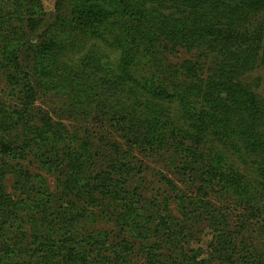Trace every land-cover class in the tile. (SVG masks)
<instances>
[{
	"label": "trees",
	"instance_id": "trees-1",
	"mask_svg": "<svg viewBox=\"0 0 264 264\" xmlns=\"http://www.w3.org/2000/svg\"><path fill=\"white\" fill-rule=\"evenodd\" d=\"M2 1L8 3L11 12L0 9V64L9 69L7 80L15 104L0 101V264H108V253L124 263L125 250L133 251L128 241L113 246L107 232L86 229L81 221L87 208L99 203L118 213L117 223L131 234L153 220V213L146 215L150 211L138 189H126L132 164L117 157L97 168L94 154L85 158L70 142L67 144L68 131L63 123L37 119L34 107L41 77L49 82L57 70H66L63 81L75 104L82 98L89 102L95 96L102 97L99 89L117 98L123 85L137 84L136 92L130 93L137 99L141 97L146 108L151 107L152 119L149 113L137 111L135 105L117 112L121 118L116 124L127 142L143 149L167 148L184 155L192 149L181 140L173 144L176 128L171 130L152 100L173 96L156 86L154 79L146 84L136 81L130 70L141 57L156 54V44L164 42L188 50L208 47L220 53L222 63L212 66L206 77L199 73L197 63H183V71L191 77L176 85L183 117L198 134L211 133L220 143L238 146L245 154L260 158L264 175V106L252 88L237 78L257 58L264 65V23L259 21L264 16V0H57L54 21L35 43L25 38L40 30L45 21L42 2ZM91 39L119 51V62L96 67L94 58L84 56L77 68H63L62 58L81 49L83 53ZM27 45L35 55L31 70L21 59ZM94 69L101 72L96 79L92 76ZM3 153L21 160L31 156L43 169L58 175L63 179L64 197L56 200L41 176L19 165L14 171V185L20 195L18 199L8 196L3 181L13 166L5 162ZM199 156L205 161L202 154ZM208 170L216 173L213 166ZM202 182L199 196L207 195L206 189L212 186L210 181ZM179 199L184 203L183 198ZM191 203L194 209L190 213L203 211L205 218H200L208 221L214 232L210 256L199 258L196 250L191 255L183 253L181 239H185L183 234L189 228L176 225L165 201L163 212L155 211L154 219L166 241L161 239L144 249L146 264H165L164 248L179 253L177 264H262L254 251L239 255L233 232L227 226L222 228L209 203L200 198ZM27 228L33 239L28 245L23 242V238H29Z\"/></svg>",
	"mask_w": 264,
	"mask_h": 264
},
{
	"label": "rangeland",
	"instance_id": "rangeland-1",
	"mask_svg": "<svg viewBox=\"0 0 264 264\" xmlns=\"http://www.w3.org/2000/svg\"><path fill=\"white\" fill-rule=\"evenodd\" d=\"M40 1L43 4L45 21L40 30L28 34L25 38L32 43L39 41V36L54 21L56 14L57 0ZM0 9L4 13L11 12V7L6 1L0 0ZM259 21L264 23V16ZM85 46L86 50L83 53L81 49L65 55L61 60L62 67L75 69L81 65V59L84 56L94 58L96 67L119 62L120 52L101 40L91 39ZM29 48V45L24 48L21 59L23 64L31 70L33 64L35 65V55ZM261 49L264 50V33L261 37ZM156 50V54L152 56L141 57L139 63L131 68L130 73L141 84L154 79L156 86L164 87L173 96L168 99L150 98L169 121L171 130L176 128L174 132L176 134L171 139L173 144L181 140L180 142H183L187 148L192 149L191 153L187 152L191 158H188L187 154L174 153L167 148L152 150L129 145L116 124L121 118V114L117 112L135 105L137 111H143L147 115L149 113L148 117L152 119L149 112L151 107L146 108L141 97L137 99L130 93L131 90L136 92L137 84L129 82V85L127 83L123 85L117 98H112L99 89L98 92L102 97L95 96L89 102L82 98L78 104H75L76 102L73 103L70 99L68 85L63 81L64 77H67L65 69L57 70L55 77H52L53 79L51 78L49 82L44 77H41V81L39 79L34 107L37 119L50 118L54 122L63 123L68 131L67 144L70 142L71 147L77 148L85 158L89 157V153L94 154L97 168L101 164L106 166L110 163L109 160L117 157L132 164L126 189L132 192L137 188L138 194L146 200L142 201L143 204H146L150 211L146 215L153 213V220L150 217V223L132 234L123 231L117 223L118 213L110 212L99 203L87 208L81 222L92 232H107L113 246L127 240L132 247L131 253L125 250L127 262L124 260L123 263L122 259L117 260L108 253L110 255L108 264H146L144 249L150 246L149 244L161 242V239L164 240L163 242L166 241L161 230L156 228L158 221L154 218H156L155 211L163 212V203L167 201L170 215L176 220V225L180 228H189L183 234L185 239H181L180 246L183 248V253L191 255L196 250L198 257L203 258L208 256L209 252L211 254L214 232L210 228V223L203 220L205 218L202 215L203 211H198L196 214L190 213L194 209L191 202L200 198L212 207L216 217L223 224L222 228L225 229L227 226L233 232L239 255L246 256V250L254 251L257 260L264 264V175L260 172L263 162L256 156L245 154L238 146L220 143L211 133L195 132L184 119L177 96L179 89L176 85L191 79L182 69L185 61L197 63L199 73L206 77L210 74L212 66L222 63L223 56L208 47L188 50L165 42L156 44ZM1 64L0 101L14 106V93L7 80L9 69L5 70ZM95 71L92 74L94 79L101 75V72ZM237 78L252 88L257 100L264 106V65L260 62V58H257L255 63ZM88 80L90 79L86 82ZM126 99L128 102L125 103ZM142 102H144L143 105ZM3 154L5 162L13 166L3 181L4 192L8 196L18 199L20 195L14 185V171L19 165L34 176H41L56 200L64 197L63 179L58 175L43 169L31 156L27 160H21L14 157L15 155ZM200 154L206 158L205 161H201ZM206 166H208L207 169L204 168ZM210 166L215 168L216 173H209ZM202 180L210 181L212 184L210 186L205 183L206 186H210L206 189L205 196L198 194L200 185L204 184ZM179 198H183L184 203H181ZM202 216L204 218H200ZM27 236L29 238H23V242L28 245L33 242L29 229ZM30 248H33V245ZM163 252L166 254L165 264L178 263L176 259L180 257L179 253L170 252L167 248H164Z\"/></svg>",
	"mask_w": 264,
	"mask_h": 264
}]
</instances>
